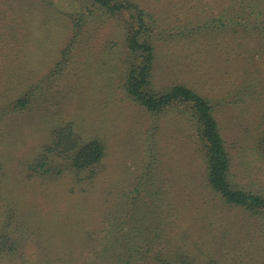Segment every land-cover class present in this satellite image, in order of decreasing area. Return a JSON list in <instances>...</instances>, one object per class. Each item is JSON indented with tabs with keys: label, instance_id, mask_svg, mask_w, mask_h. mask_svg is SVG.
I'll return each instance as SVG.
<instances>
[{
	"label": "rangeland",
	"instance_id": "1",
	"mask_svg": "<svg viewBox=\"0 0 264 264\" xmlns=\"http://www.w3.org/2000/svg\"><path fill=\"white\" fill-rule=\"evenodd\" d=\"M129 1L152 17L149 90L184 85L206 98L230 181L264 193V36L231 31L236 0ZM90 7L0 0V224L19 241L0 264H117L101 248L125 236L139 246L129 264H264V213L211 189L191 111L154 114L127 96V70L140 61L128 49L130 14ZM66 128L79 146L103 145L100 165L75 172L50 153L60 173L29 171Z\"/></svg>",
	"mask_w": 264,
	"mask_h": 264
},
{
	"label": "trees",
	"instance_id": "2",
	"mask_svg": "<svg viewBox=\"0 0 264 264\" xmlns=\"http://www.w3.org/2000/svg\"><path fill=\"white\" fill-rule=\"evenodd\" d=\"M90 4L89 14L94 15H115L119 13H129L131 30L127 37L128 49L131 56L139 57L140 61L133 62L127 70L125 81V92L129 98L141 105L148 112L159 114L164 113L173 105H179L191 111L194 125L197 128L207 169V180L211 189L227 204L243 208L250 214L260 215L264 213V193L258 190H248L230 181L231 158L222 139L218 123L213 113L210 102L193 89L177 85L170 88L165 93H152L149 90L150 76L153 63L156 58V46L150 25L152 17L146 13L139 5L129 0H80ZM238 1V13L236 10L228 9L226 21L234 24L231 29L234 33L235 27H241L248 32H258L264 36V0H236ZM239 14H245V19H239ZM84 18L80 16L73 19V33L76 36L83 27ZM224 21L219 18L211 22L214 28H220ZM135 24V25H134ZM244 25H246L244 27ZM246 28V29H245ZM28 100L20 99L15 107L24 109ZM55 154L63 161V166L68 169L80 171H92L97 168L103 157L104 147L98 141H91L86 145L79 146L74 139L69 128L59 132L53 144L46 147L40 158L30 167L31 172L50 174L52 169L61 172V163H51L48 154ZM60 155V156H58ZM50 164V165H48ZM2 168L0 165V172ZM0 224V254L13 255L19 247V241L10 237L6 231V225L2 228ZM128 235V233L126 234ZM117 247L111 245L110 239L102 245V253L112 251L110 260L117 264H129L133 250L138 249V244L134 236H125L124 241H117ZM98 257V254L96 255Z\"/></svg>",
	"mask_w": 264,
	"mask_h": 264
}]
</instances>
